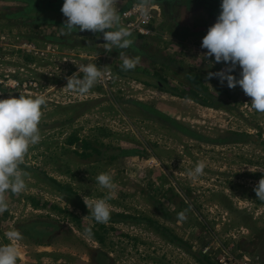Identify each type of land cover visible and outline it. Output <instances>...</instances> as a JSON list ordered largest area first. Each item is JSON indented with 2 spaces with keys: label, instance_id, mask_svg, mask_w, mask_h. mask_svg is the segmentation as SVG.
<instances>
[{
  "label": "rangeland",
  "instance_id": "374dc122",
  "mask_svg": "<svg viewBox=\"0 0 264 264\" xmlns=\"http://www.w3.org/2000/svg\"><path fill=\"white\" fill-rule=\"evenodd\" d=\"M62 3L0 0V99L46 98L42 139L21 165L26 188L9 193L8 210L0 214V246L18 248L17 264H200L201 254L217 264L227 247L264 264V201L254 191L264 177V114L251 108V99L244 106L239 86L206 79L225 65L211 66L212 58L202 57V38L221 0L152 2L151 33H132L136 46L110 53L101 33L63 34ZM131 3L139 0L118 5ZM121 51L140 57L133 76L118 70ZM89 64L111 69L121 80L99 81L84 95L66 87L67 78L76 73L82 79L79 68ZM240 71L237 66L232 75L239 79ZM192 72L210 93H204L205 103L188 98L184 83ZM72 136L77 140L68 143ZM200 162L204 175L194 179L189 172ZM100 173L112 175L116 184L107 224L91 219L82 199L109 194L96 182ZM50 179L70 192L56 189ZM30 197L47 205L34 206ZM181 212L187 218L178 223ZM115 213L134 218H114ZM36 221L53 224L40 243L24 235L20 241L7 238L9 231L23 233Z\"/></svg>",
  "mask_w": 264,
  "mask_h": 264
},
{
  "label": "clouds",
  "instance_id": "9594fccd",
  "mask_svg": "<svg viewBox=\"0 0 264 264\" xmlns=\"http://www.w3.org/2000/svg\"><path fill=\"white\" fill-rule=\"evenodd\" d=\"M152 2L139 0L138 7L143 14H147ZM118 4L119 0H64L60 9L66 17L62 25L65 30L63 34L69 35L73 30L90 31L94 35L101 33L106 53L112 52L114 48L129 49L135 40L131 31L120 26ZM220 9L215 23L202 38L201 48L207 50L202 54L203 59L212 58L209 60L211 66L223 63L225 67L217 72H208L206 79L218 78L221 85L226 82L229 89L239 86L251 98V108L264 114V0H221ZM119 55L124 71L134 69L140 62L139 56L128 57L124 51ZM237 66L241 69L239 79L232 75ZM78 72L83 73V78H75L74 73L67 78L66 87L81 95L88 94L104 76L101 68L95 64L81 66ZM43 106H46L43 95L0 99V214L8 210V194L19 195L26 188L25 177L28 174L21 165L30 147L42 139L39 124ZM205 167L200 162L189 175L198 178L204 175ZM96 182L109 194L93 202H89L87 196H82V199L91 212V219L96 223L107 224L111 219L108 201L112 198L116 184L108 173H100ZM254 191L256 197L264 201V177L254 187ZM186 218V212H181L177 222L181 223ZM86 233L90 234V230L86 229ZM6 235L10 241L23 239L18 230L9 231ZM225 250L232 254L251 255L242 251L233 252L229 247ZM17 259V247L11 244L0 246V264H17Z\"/></svg>",
  "mask_w": 264,
  "mask_h": 264
},
{
  "label": "trees",
  "instance_id": "16d2710c",
  "mask_svg": "<svg viewBox=\"0 0 264 264\" xmlns=\"http://www.w3.org/2000/svg\"><path fill=\"white\" fill-rule=\"evenodd\" d=\"M61 1V3L62 2H64V0H60ZM163 1H165V0H153V2L154 3H161V2H163ZM172 1H177V0H172ZM186 1H189V0H186ZM36 2V3H35ZM208 2V1H207ZM50 3V2H49ZM34 4H37V0H33V5ZM63 4V3H62ZM220 4L221 3H217V4H215L214 5V7H216L215 8V10L217 11V10H219V11H221V9H220V7H218V6H220ZM50 20H52V21H59V22H61L60 20H58V19H55V18H53V19H50ZM140 37H142V36H140ZM133 46H136L135 44L133 45ZM119 69H121V73L123 74V75H127V76H133V69L132 70H128V71H124V70H122V63L120 64V66H118V70ZM139 73V72H138ZM139 76V75H138ZM132 78H135V77H132ZM187 78V83H184V84H189V97L188 98H191V99H193V100H195V101H197V102H199L200 100H201V102H204V93L206 94V95H208V94H210V93H208L207 94V87L205 86V85H203V83L200 81L201 79H199V75L197 74V73H188V76L186 77ZM137 79V78H136ZM138 80V79H137ZM142 80V79H141ZM143 84H145V85H155L154 83H151V81H146V80H142L141 81ZM157 87H159L161 90H163V91H167V92H170V93H172V94H174V95H177V96H181V93H178V92H176V91H174L173 89H171V88H169V87H164V85H156ZM200 94H203L202 96H203V98H201V95ZM181 97H183V96H181ZM206 97H208V96H206ZM134 103H136L137 105H140L141 107H144V108H146L145 106H144V104L143 103H141V102H135L134 101ZM205 103V102H204ZM208 105H210V104H208ZM145 111H143V113H144ZM160 118H161V115H160ZM160 118H159V116H157V119L158 120H160ZM170 123L172 124H175L176 122L175 121H170ZM185 131H187V132H191L190 130H185ZM77 140V138L76 137H74V136H72V137H70L69 139H68V143H74L75 141ZM83 147L84 148H86V149H88V148H91L93 151H95V152H97V153H100L99 152V150L98 149H96V148H94L93 146H92V144L91 143H88V142H84L83 143ZM88 154H90V153H88ZM87 155V154H86ZM109 158H111V159H113V158H115V156L114 155H111V156H109ZM51 181H52V185H54L55 186V188L56 189H58V190H61L62 192L63 191H67V192H70L69 191V189L71 188V187H69L68 185H62V184H60L59 182H57L55 179H50ZM30 199V202H31V204L32 205H34V206H44V205H47L46 203H40V201H39V203L37 202V201H35V199L33 198V197H30L29 198ZM79 207V206H78ZM83 210V213H87L88 211H86L85 210V207L82 205V206H80ZM88 213H90V212H88ZM113 218V217H112ZM114 218H121V219H127V218H134V217H130L129 215H126L125 213H115V215H114ZM74 219H77V217H74ZM37 223H41L42 225H44L45 227H44V229H41V228H37ZM53 224H50V223H46V222H38V221H36V222H33V223H30V224H28V225H26L25 226V228L26 229H24L25 231H23V233H22V235H24L26 238L27 237H29V239L30 240H32V241H34L35 243H40L42 240H44V239H46L48 236H49V234H50V231H49V228L48 227H50V226H52ZM156 227V229L157 230H159L160 231V229H162L160 226H158V225H156L155 226ZM18 231H20V228H19V230ZM93 234L96 236V233L95 232H93ZM164 234V233H163ZM166 234V236L169 238V240L171 241V242H173V241H175L176 240V237L175 236H173V235H171L170 233H165ZM193 252V251H192ZM194 253V252H193ZM196 253V252H195ZM195 256H196V258H197V255L195 254ZM207 259V262H205V260H203V259ZM198 260H200L199 261V263L200 264H215L213 261H211L210 259V261L208 260V258H207V256L206 255H200L199 257H198Z\"/></svg>",
  "mask_w": 264,
  "mask_h": 264
},
{
  "label": "built area",
  "instance_id": "2783aa9c",
  "mask_svg": "<svg viewBox=\"0 0 264 264\" xmlns=\"http://www.w3.org/2000/svg\"><path fill=\"white\" fill-rule=\"evenodd\" d=\"M152 8L150 7L147 14H143L138 7V4L131 3L127 6L125 4L118 5L120 21L132 33L140 34V35H149L151 33L150 24L152 17ZM41 55H44L41 53ZM64 59V57H63ZM101 70L104 73L103 79L101 80L104 83L121 80V78H117L118 76L111 69H103ZM70 77V76H69ZM245 100L244 106H248V101L251 99L246 96L244 92H242ZM207 249H204L206 252ZM219 264H262L261 260H259L258 256H252L248 254H232L229 253L228 250H224L223 255L219 258Z\"/></svg>",
  "mask_w": 264,
  "mask_h": 264
}]
</instances>
